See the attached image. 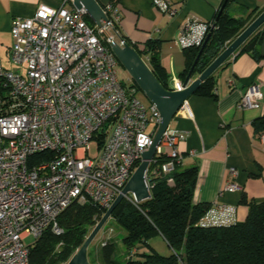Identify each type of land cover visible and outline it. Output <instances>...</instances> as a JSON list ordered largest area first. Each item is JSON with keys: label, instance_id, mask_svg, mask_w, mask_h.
I'll return each mask as SVG.
<instances>
[{"label": "built area", "instance_id": "built-area-1", "mask_svg": "<svg viewBox=\"0 0 264 264\" xmlns=\"http://www.w3.org/2000/svg\"><path fill=\"white\" fill-rule=\"evenodd\" d=\"M66 3L71 0H62L58 8L40 4L32 16L11 21L9 57L23 70L0 69V264H28L25 239L33 240L47 228L60 234L58 216L72 202L97 205L104 213L152 144L160 123L155 104L139 98L131 78L122 82L117 76L118 61L107 44L111 39L121 46L127 42L115 28V5L106 4L107 20L90 26L83 9ZM152 4L169 17L177 12L171 0ZM214 27V21L189 20L177 44L201 46ZM262 97L250 84L237 104L255 108ZM183 139V132L169 126L163 132L145 175L149 191L150 175L171 174L182 163L177 145ZM42 152L52 156L31 159ZM160 155L167 159L150 168ZM167 182H173L171 176ZM240 188L227 182L222 190ZM125 198L136 203L130 194ZM234 222L235 207L217 203L199 220L201 226ZM111 234L109 229L102 238Z\"/></svg>", "mask_w": 264, "mask_h": 264}, {"label": "trees", "instance_id": "trees-1", "mask_svg": "<svg viewBox=\"0 0 264 264\" xmlns=\"http://www.w3.org/2000/svg\"><path fill=\"white\" fill-rule=\"evenodd\" d=\"M115 1L118 0H111V3ZM220 8L214 19L215 27L193 67L192 77L198 76L260 13L257 8L249 9L234 0H222ZM85 20L90 26L94 25L88 15ZM130 45L141 57L149 49L148 66L162 86L170 88L155 51L157 43L148 41L147 50ZM107 46L110 48L109 44ZM200 47L184 48L185 68L179 73L182 80L192 67ZM2 82L0 78V90L3 89ZM214 86L213 72L200 83L194 94L214 97ZM253 126L257 132L264 131V116L256 119ZM51 156L52 152H42L31 159ZM156 159L157 162L150 168L160 165L167 158L160 155ZM181 164L171 174L158 172L149 176L152 187L148 199L139 203L127 198L120 201L113 209L111 219L113 226L124 231L120 239L122 248L118 246V237L113 236L115 228L111 224L103 226L104 233L112 229V236L102 238L91 247L92 251L88 250L91 264H264V200H248L247 215L241 222L235 221L226 226H201L199 220L210 205L192 202L197 167L182 168ZM168 176L172 177V183L167 182ZM102 214L97 205L72 202L58 216L62 228L60 234L47 228L28 244V264H65ZM156 235L165 240L171 253L163 255L151 246L149 240Z\"/></svg>", "mask_w": 264, "mask_h": 264}, {"label": "crops", "instance_id": "crops-1", "mask_svg": "<svg viewBox=\"0 0 264 264\" xmlns=\"http://www.w3.org/2000/svg\"><path fill=\"white\" fill-rule=\"evenodd\" d=\"M61 1L0 0V69L23 70L13 65L9 57L13 42L12 19L32 16L40 4L58 8ZM234 1L249 9L264 10V0ZM97 2L104 7L111 0ZM221 2L171 0L177 10L173 17L155 8L152 0H118L113 4L119 15L116 21L119 34L140 50L146 49L148 41L156 42L158 48L155 51L168 85L177 89L182 82L179 73L185 68L184 48L176 41L181 27L189 20L215 22ZM70 5L66 3L65 6ZM245 44L214 71V97L193 93L169 123L170 129L185 134V139L177 145L183 156L182 168L197 167L192 202L234 206L237 222L246 218L248 200H264V131L257 132L253 126L256 119L264 116V97L255 108H241L237 104L241 93L250 84H255L264 96V57L255 49L245 51ZM149 54L148 49L142 55L147 64ZM195 78L193 76L192 80ZM227 182L238 183L240 190H222ZM151 246L158 251L153 244ZM88 250L92 251L91 248Z\"/></svg>", "mask_w": 264, "mask_h": 264}, {"label": "water", "instance_id": "water-1", "mask_svg": "<svg viewBox=\"0 0 264 264\" xmlns=\"http://www.w3.org/2000/svg\"><path fill=\"white\" fill-rule=\"evenodd\" d=\"M226 1V0H225ZM71 4L77 9H83L96 25H101V20H107L103 6L97 0H71ZM223 6L220 8L222 11ZM208 34L200 47L192 67L182 80L180 88H164L152 73L145 60L137 50L126 43L120 45L115 39H111L109 46L120 64L128 71L131 79L136 83L146 98L160 112V123L154 134L152 144L143 151L141 160L137 167L123 186L121 192L114 198L110 206L105 210L100 219L86 236L82 245L75 251L65 264H91L87 257V250L97 233L102 229L106 221L111 217L113 209L125 198L127 194L132 195L133 200L139 203L151 196L146 182V172L149 161L153 158L156 147L159 145L163 132L169 126L179 108L192 95L202 81L210 76L225 60H227L241 45L245 51L257 50L264 57V10H262L248 26L229 44L224 50L192 80V71L200 53L206 44Z\"/></svg>", "mask_w": 264, "mask_h": 264}, {"label": "rangeland", "instance_id": "rangeland-1", "mask_svg": "<svg viewBox=\"0 0 264 264\" xmlns=\"http://www.w3.org/2000/svg\"><path fill=\"white\" fill-rule=\"evenodd\" d=\"M116 71H117V76L118 78L122 81V82H126L128 78H131L128 71L125 69V67L120 64V63H117L116 65ZM138 96L140 97V99L144 102V103H148L150 102L146 96L143 94V92L138 89ZM95 153V148H94V145H92L91 147V154H94ZM113 221L110 219H108L104 225V227L107 225V224H111L113 226ZM103 227V228H104ZM115 229H113V236H117L118 239V246H120V239L123 237L124 235V231L121 229V228H116L115 226H113ZM102 228V229H103ZM100 230L97 235L95 236V238L93 239V241L91 242V244L89 245L88 249L91 248L92 244H96L98 243L101 238H102V232L103 230ZM32 241V238L31 237H27L25 239V243L29 244L30 242ZM150 243L153 244L156 249L158 250L159 253L163 254V255H168L170 253V249L168 248V245L166 244V242L163 240V238L159 235H156L154 236L153 238H151L150 240ZM122 247L120 246V249Z\"/></svg>", "mask_w": 264, "mask_h": 264}]
</instances>
